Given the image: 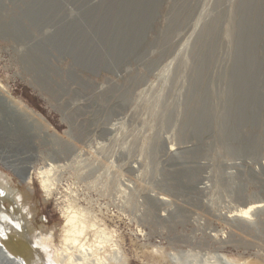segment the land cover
Masks as SVG:
<instances>
[{
    "label": "rangeland",
    "instance_id": "1",
    "mask_svg": "<svg viewBox=\"0 0 264 264\" xmlns=\"http://www.w3.org/2000/svg\"><path fill=\"white\" fill-rule=\"evenodd\" d=\"M35 1L0 0V86L7 95L45 119L51 126L50 133H55L61 141L42 135L36 147L28 146L19 133L20 128L11 129L9 124L4 125L0 120V175L10 179L14 193L20 192L21 196L28 193L22 208L19 205L20 208L15 210L11 203L3 204V212L7 215L14 213L18 220L13 221L11 215L8 222L11 220L16 230L26 234L29 228L33 231V227L45 233L43 236L48 237L45 239L53 241L46 255L50 263L56 262V250H63V212L69 209L68 201L73 200L76 205L72 207L74 212L78 211L88 222L99 226L93 215L115 198L117 161L113 147L104 146L103 138L107 135L106 128L120 112L143 109L150 112L152 133L157 130L158 113L161 112L171 131L177 133L175 129H179L180 133L181 126L193 118L197 107L204 103L216 167V198L227 192L220 168L223 157L253 158L261 154L264 147V44L259 47V52L247 53L242 50L241 40L247 36L253 39L243 27L250 26L254 28L252 31L257 28L256 17L247 14L251 8L256 9L255 15L261 14L260 23L264 25V0H165L149 45L138 56H132L126 45L116 44L115 40L105 41L95 20L92 23L87 21L90 17L98 20L106 15L103 11L109 9L106 17H112L113 23L109 26L114 33L121 1L50 0L54 4L44 7L36 6ZM109 2L112 3L110 6H104ZM121 6L129 14H138L141 10L127 1ZM93 12L96 15L92 16ZM214 20H217L215 40L209 42L205 55L197 56L195 53L202 41V33ZM72 34L80 39L71 40ZM63 40L75 47L78 42L82 44L81 40L91 43L95 40L103 51V59L110 61L107 64L104 61V66L100 67L98 57H92L87 64H81L66 43H62ZM117 69L122 71L119 74L145 76L146 83L135 76L126 78V81L119 79L114 76ZM48 70L53 72L48 74ZM139 88L146 89L140 91ZM191 92L196 96L192 104L187 102ZM232 114H236V118L231 120ZM232 127L238 130L239 140L243 136L250 140L247 145L251 144V137H258L257 151L238 152L230 147L226 139ZM207 131L198 138L192 133H184V140H196L199 149L191 158L197 160L206 153L202 143ZM15 137L17 142L13 140ZM54 159L61 162L53 169L49 165ZM179 159H170L167 171L186 165L191 167L189 163L176 167L175 161H183ZM29 167L30 185L20 173L22 168ZM47 169L50 173L46 176L42 173ZM164 178L165 193L169 195L186 188H179L178 182L168 181L166 173ZM46 179L52 189L49 199L41 190V182ZM248 191H256L255 185H251ZM227 209L220 198L215 204L213 221L215 233L219 230L229 233L225 243L222 238H215L209 248L206 241H210L206 238L170 236L169 239L176 243L183 242L178 245L189 251L175 253L181 260L173 263L170 252L143 250L124 237L120 247L115 243L123 258L119 264H187L193 262V258L203 259L207 253L222 254L240 263L264 264V221L259 227L258 239L254 227H241L218 217ZM23 218L31 222L20 224L25 221ZM50 232L54 235L49 236ZM89 237L93 239L92 233ZM195 243L200 244L197 249Z\"/></svg>",
    "mask_w": 264,
    "mask_h": 264
},
{
    "label": "built area",
    "instance_id": "2",
    "mask_svg": "<svg viewBox=\"0 0 264 264\" xmlns=\"http://www.w3.org/2000/svg\"><path fill=\"white\" fill-rule=\"evenodd\" d=\"M114 76L125 81L135 76L146 83L145 76L140 74L123 72ZM139 89L145 91L146 88ZM195 99L193 92L187 96V102L191 104ZM158 115V126L154 133L150 128L152 116L145 109L120 112L112 119L103 145L113 147L118 174L114 186L115 198L98 208L93 215L99 221L101 234L113 238L119 247L121 239L128 237L132 245L140 249L170 252L172 261L177 263L179 259L175 253L189 251L179 246L178 242H183L176 243L169 239L170 236L181 239L206 238L210 241H206L209 248L215 238H222L224 243L227 241V230L215 233L213 224L215 204L221 198L228 209L218 217L228 223H238L241 227H254L259 239V227L264 221V147L261 154L253 158H222L220 168L227 192H222V197L216 198V167L212 157L210 126L203 143L207 149L206 155L195 160L190 156L199 152L196 143L184 140L179 129H175L177 133L172 132L166 117L161 112ZM174 156L191 164L189 169L194 179L190 183L184 182L186 188L183 190L169 195L165 193L164 174L168 161ZM232 182L238 184V188L230 185ZM253 184L256 191L249 193ZM71 203L73 200L68 201V208L76 207ZM250 204L261 208L246 215L245 208ZM199 245L195 243V249Z\"/></svg>",
    "mask_w": 264,
    "mask_h": 264
},
{
    "label": "bare ground",
    "instance_id": "3",
    "mask_svg": "<svg viewBox=\"0 0 264 264\" xmlns=\"http://www.w3.org/2000/svg\"><path fill=\"white\" fill-rule=\"evenodd\" d=\"M94 15H96V12H93L92 16ZM95 18L90 17L87 19V21L92 23V21H94ZM216 30H217V20H214L213 22H211L205 27L202 33V38H200L202 39V41L200 42V44H198V48L195 53L197 56L206 54V51L210 45L209 42L211 41L214 42L215 40L216 33H217ZM72 39L74 41H77V39H80V37H77L74 35ZM91 41H92L93 49L100 51V54H101L100 59H98V63L99 62L105 63L104 61H106V64H107V62L110 60L106 58L103 59L104 54H102L103 51H101L100 46L97 45L95 40H91ZM262 43L264 44V41ZM95 61H97V59ZM45 66L46 68H50V66L49 65L47 66V64ZM52 69H53V66H52ZM119 70L118 69L115 70L116 74H119L122 72V71L119 72ZM198 71H205V69H198ZM48 72H49L48 74H50L53 72V70L51 71L48 70ZM205 113H206L205 105L203 103L201 107H197V110L193 118H191L189 121H187L185 124L181 126L182 129H180V134L183 139L185 137L184 136L185 132L192 133L195 138H198L201 136V134L206 133L209 125L205 122V119H206ZM235 115L232 114L230 116L231 120L236 118ZM0 120L2 121L0 122L3 124L4 123L9 124L11 129H14L16 127L20 128L19 133H21L22 139L26 140L25 144H27L28 146L30 145V146L36 147L37 140H39V138L42 135H45L49 139H52L58 142L61 141V138H59L55 133L53 134L50 133L51 126L48 124V122L45 119H43L40 115L35 114L32 110H30L27 106H24L23 103L17 101V99H15L14 97L7 95L6 90L4 89L3 86H0ZM214 123H215V119H213V127H214ZM106 129H107L106 131L109 132L110 126L109 128H106ZM228 133H229V136L227 137L226 141L229 142L230 147H232L235 151L242 152V151L249 150L253 153L257 151L258 137H251V140H252L251 144L247 145L250 142V140L247 137H244V136L242 137V135H241L242 138L239 140L237 129H234L232 127ZM14 136L15 135H13V137ZM13 140L17 142L16 137ZM194 141L196 140H193V142ZM202 147H203V143H202ZM205 155L206 154H202V156L199 157V159L204 157ZM173 158L179 159V158H175V156ZM59 162L61 161L58 159L56 160L54 159L52 161V164L49 165V167L54 169L56 164ZM175 163H176L175 164L176 167H180L184 164H188L185 162L184 159L183 161H175ZM186 166L181 167V169L169 170L165 172L167 180L178 182V184L180 185L178 186L179 188L184 187V182H187V183L192 182V180L194 179L193 172L191 169H189L191 168L190 166H187V167ZM49 169H47L42 174L47 176L50 173ZM29 170H30V167L22 168L20 170V173L22 175H25L24 181L28 185H30L31 179H32L30 178V175L28 174ZM234 184L235 182H232L230 185H234ZM10 185H11L10 179H8L7 176L0 175V215H1L0 217V264H119L121 260L123 261V258L120 256L121 254L113 238H109L106 235L101 234V230L99 226L88 222L81 213L78 214V211L74 212L72 209L69 208L66 212H63L64 213L63 218H65V225L63 227V232H62L63 233L62 235V249L63 250L62 251L56 250L57 252L54 256V258L56 259V262L50 263V260L47 258L46 255H48L47 251L49 252V249H51L50 246L52 245L50 244L53 241L51 242L47 241L48 239L47 235L45 236L47 237V239H45V237L43 236L45 233L42 234L41 232H38V230H35V227L30 225L31 227L34 228V230L32 231L29 228L30 226L27 225V227L29 226L28 227L29 229H28V234H26L25 232H22V230L21 231H18V229L16 230L14 226L15 224L13 225L11 220L10 222H8L12 214L7 215L3 212L5 210V207L3 204L11 203L14 209L17 210L20 208L19 205H21V208H22V204L24 203L23 200L26 199L25 197H28L27 192H25L23 196H21L20 192L17 194L14 193ZM238 186L239 185L237 184V185H234L233 187L238 188ZM41 190L43 194H45V197L49 199L52 189L50 187L48 179L42 180ZM24 206H27V205L24 204ZM259 208H261V206L250 204L247 206L245 210V214L248 215V213L254 210H257ZM19 211H16V213L21 214V212ZM25 211H27L26 207H25ZM12 216L14 218L13 221H16L17 218L15 217L14 213ZM27 216L29 218L30 215H27ZM25 218H23V220ZM30 222H31L30 219H25V221H23L20 224L25 225L27 223L29 224ZM32 225L34 224L32 223ZM53 233L50 232L49 236ZM90 233H92L93 239H90L89 237ZM46 258L49 260V263ZM188 258L190 259V257ZM195 259L196 258H193V262H190L187 264H250V262H243V263L236 262L222 254L208 255V256H205L203 259H200L199 261ZM181 264H186V263L183 262Z\"/></svg>",
    "mask_w": 264,
    "mask_h": 264
},
{
    "label": "water",
    "instance_id": "4",
    "mask_svg": "<svg viewBox=\"0 0 264 264\" xmlns=\"http://www.w3.org/2000/svg\"><path fill=\"white\" fill-rule=\"evenodd\" d=\"M121 1L119 8H117L116 22H115V31L113 33V29L111 26L113 21L112 17L109 18L107 13H109V9H105L103 11L104 16L98 17V20L95 18V23L98 26L99 32L101 36L105 39V41L109 42L114 41L116 44L126 45L127 48L131 49L132 56H138L142 53V51L149 45V38L151 33L155 29V24L160 16L161 9L164 5L165 0H116ZM133 3L134 6H139L141 8L138 14H129L125 10L122 9L121 6L125 2ZM113 3V1H111ZM112 3H106L104 6H110ZM36 6H52L54 4L50 0H36ZM103 9V8H102ZM104 10V9H103ZM256 9L251 8L248 10L247 14L250 17H256L257 28L255 31L249 27H243V30H246L251 33V37L253 35V39L250 40V37H242V50L247 53H256L259 52V47L263 44L264 41V25H261V14H256ZM106 25L108 27L106 28ZM253 33V34H252ZM248 34V35H249ZM72 36V35H71ZM72 40V38H71ZM250 40V41H249ZM76 42L77 46L75 47L73 44L68 41L63 40V44L69 48V51L74 53L77 57V61L81 64H87L92 57H98L100 59L101 54L100 51L94 50L91 42L83 41ZM69 43V44H68ZM243 43L245 45L243 46ZM254 47V49H253ZM78 48V49H77ZM256 50V51H255ZM121 59V58H119ZM104 63L100 62V67H103Z\"/></svg>",
    "mask_w": 264,
    "mask_h": 264
}]
</instances>
